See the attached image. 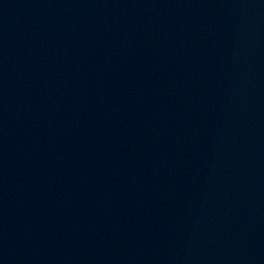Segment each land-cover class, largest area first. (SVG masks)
Returning <instances> with one entry per match:
<instances>
[{"label": "water", "instance_id": "obj_1", "mask_svg": "<svg viewBox=\"0 0 264 264\" xmlns=\"http://www.w3.org/2000/svg\"><path fill=\"white\" fill-rule=\"evenodd\" d=\"M0 264H264V0H0Z\"/></svg>", "mask_w": 264, "mask_h": 264}]
</instances>
